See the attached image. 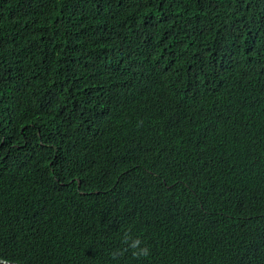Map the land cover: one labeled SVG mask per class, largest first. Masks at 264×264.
Returning a JSON list of instances; mask_svg holds the SVG:
<instances>
[{"label":"trees","instance_id":"trees-1","mask_svg":"<svg viewBox=\"0 0 264 264\" xmlns=\"http://www.w3.org/2000/svg\"><path fill=\"white\" fill-rule=\"evenodd\" d=\"M0 17V264H264V0Z\"/></svg>","mask_w":264,"mask_h":264},{"label":"clouds","instance_id":"clouds-1","mask_svg":"<svg viewBox=\"0 0 264 264\" xmlns=\"http://www.w3.org/2000/svg\"><path fill=\"white\" fill-rule=\"evenodd\" d=\"M0 25H6V20L2 17H0ZM121 242L125 247L112 252L110 255L113 259H116L118 256L128 251H131V255L137 259L145 258L150 255V247L139 237L131 235L128 231L123 233Z\"/></svg>","mask_w":264,"mask_h":264},{"label":"water","instance_id":"water-1","mask_svg":"<svg viewBox=\"0 0 264 264\" xmlns=\"http://www.w3.org/2000/svg\"><path fill=\"white\" fill-rule=\"evenodd\" d=\"M4 264H11V263H9V262H6V261H2Z\"/></svg>","mask_w":264,"mask_h":264},{"label":"bare ground","instance_id":"bare-ground-1","mask_svg":"<svg viewBox=\"0 0 264 264\" xmlns=\"http://www.w3.org/2000/svg\"><path fill=\"white\" fill-rule=\"evenodd\" d=\"M66 27V26H65Z\"/></svg>","mask_w":264,"mask_h":264}]
</instances>
